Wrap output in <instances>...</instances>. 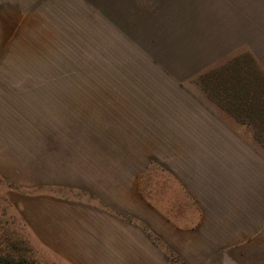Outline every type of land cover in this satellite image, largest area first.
<instances>
[{
	"label": "rangeland",
	"instance_id": "374dc122",
	"mask_svg": "<svg viewBox=\"0 0 264 264\" xmlns=\"http://www.w3.org/2000/svg\"><path fill=\"white\" fill-rule=\"evenodd\" d=\"M228 44L185 85L264 158V0H0L8 172L20 173V183L0 176V264H70L47 243L48 198L102 182L116 203L129 165L150 161L137 175L142 196L194 215L166 165L145 154L159 132L150 117L184 88L174 73ZM250 240L247 252L234 242L233 260L264 264V236Z\"/></svg>",
	"mask_w": 264,
	"mask_h": 264
},
{
	"label": "crops",
	"instance_id": "0c3cea01",
	"mask_svg": "<svg viewBox=\"0 0 264 264\" xmlns=\"http://www.w3.org/2000/svg\"><path fill=\"white\" fill-rule=\"evenodd\" d=\"M232 50V44L207 50L194 69L172 76L185 85L191 75ZM178 94L168 95L150 117L159 132L151 129L152 144L146 143L145 154L166 165L161 168L174 176L195 214L172 216L162 203L160 207L142 196L137 175L150 161L134 171L129 165L132 174L117 182L122 186L116 203L103 200L102 182L82 186L79 198L67 193L48 198L47 243L70 264H177L162 246L186 264H245L233 260L232 253L247 252L250 238L264 236L263 156L192 86ZM6 109L0 98V176L20 183V173L15 178L8 172ZM234 242H241V249L229 252Z\"/></svg>",
	"mask_w": 264,
	"mask_h": 264
}]
</instances>
